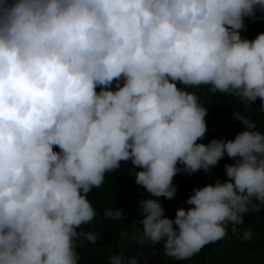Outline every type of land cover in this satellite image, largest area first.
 <instances>
[{"label": "clouds", "instance_id": "9594fccd", "mask_svg": "<svg viewBox=\"0 0 264 264\" xmlns=\"http://www.w3.org/2000/svg\"><path fill=\"white\" fill-rule=\"evenodd\" d=\"M257 12L264 0H0V264H80L77 239L99 238L78 231L97 215L88 194L128 160L137 186L168 199L178 172L235 160L174 218L142 199L143 229L124 233L128 244L162 242L165 256L187 260L229 225L250 240L240 226L264 210V132L237 111L234 139L200 142L207 107L188 89L264 108V32L241 36Z\"/></svg>", "mask_w": 264, "mask_h": 264}, {"label": "trees", "instance_id": "16d2710c", "mask_svg": "<svg viewBox=\"0 0 264 264\" xmlns=\"http://www.w3.org/2000/svg\"><path fill=\"white\" fill-rule=\"evenodd\" d=\"M246 29L241 30L243 38L254 39L260 32H264V13L257 12L254 18L245 17ZM180 86L179 84L177 85ZM115 87V84H113ZM194 92L200 102L207 107L205 117L208 134L200 141L207 144L213 138L234 139L235 135L244 128L240 120L234 118V113L242 112L246 118L256 123L257 129L264 132V108L261 100L257 98L254 104H245L239 97L232 94L220 92L209 93L208 86H199L188 89ZM99 91V87L97 88ZM58 151L59 149L56 148ZM235 163V160L225 155L219 160L216 167L209 172L202 169L189 174L178 172L173 180L177 192L172 199L159 197L164 214L174 218L177 208L190 207L186 203L188 196L194 187H202L209 183H215L219 178L225 179V164ZM128 161H121V168L107 173L105 181L100 188H93L88 196L97 211L96 217L87 225H82L78 231L87 233L95 232L99 238L93 244L88 242L84 236L76 241V251L80 256V264H108L112 254L123 252L119 249V243L124 233L131 226L130 206L133 200L141 194V186L135 183L134 170ZM182 167V165H181ZM141 191V192H140ZM120 207L124 216L119 220L104 215V210ZM244 222L251 225L254 235L259 236L258 246L246 245L241 247L245 254L239 261V254H234V240L229 237L204 246L199 253L187 260H175L168 256H152L147 253V247H143L142 264H264V210L259 213H246ZM231 225H229L228 229ZM228 234V233H227ZM251 240V239H250ZM124 253V252H123ZM251 258H253L251 260Z\"/></svg>", "mask_w": 264, "mask_h": 264}, {"label": "rangeland", "instance_id": "374dc122", "mask_svg": "<svg viewBox=\"0 0 264 264\" xmlns=\"http://www.w3.org/2000/svg\"><path fill=\"white\" fill-rule=\"evenodd\" d=\"M129 164H131L130 166L133 168H136L135 165L132 164L131 160H128ZM137 170V168L135 169ZM139 170V169H138ZM137 170V171H138ZM176 176V175H175ZM175 176L173 177V180L175 178ZM135 177V176H134ZM142 188V192L139 195V197L135 200L132 201L131 206H130V218H131V226L127 229V233L129 235L134 234L138 231V227L142 230L143 229V225L142 223H140V221L143 219V213H140L138 211L139 208V202L142 199H146V198H152V199H158L159 197H155L152 196V194L148 193L147 190L141 186ZM231 227L228 229V234L226 235L225 238L229 237V239L232 241L235 239L234 242V249H233V253L234 254H239L240 258L238 259L239 261H242V257L244 256L245 252L241 251V247L246 246V245H254L255 247L258 246V242H259V236L255 235L254 237L251 238V240H242L240 238L239 234L234 235L232 233ZM244 228H251V225L244 222L243 225L240 226L241 231ZM143 247H147V253L152 255V256H163V243L161 242V244L157 245L156 247L150 246L149 244H144V245H139L136 243H131L128 244L126 239H122L121 242L119 243V249L122 250L124 252L125 255H135V254H143ZM253 258H251L252 260ZM142 260H144V258H142Z\"/></svg>", "mask_w": 264, "mask_h": 264}]
</instances>
